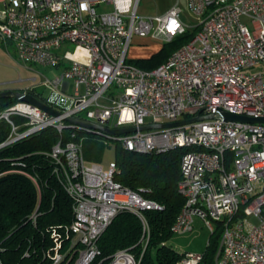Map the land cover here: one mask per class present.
I'll return each mask as SVG.
<instances>
[{"label": "built area", "instance_id": "2783aa9c", "mask_svg": "<svg viewBox=\"0 0 264 264\" xmlns=\"http://www.w3.org/2000/svg\"><path fill=\"white\" fill-rule=\"evenodd\" d=\"M141 1L0 0V43L24 64L62 70L42 83L53 92L69 97L66 93L74 91L71 108L50 105L58 116L25 101L9 106L0 121L11 125V133L0 146L54 127L61 135L66 128L92 132L138 154L186 148L178 186L185 205L173 232H191L196 218L211 233L221 223L216 264H264V124L220 116L223 110L264 117V0H186L192 26L179 0L165 13L148 17L138 15ZM191 29L197 35L154 70L128 58L134 37L165 45ZM198 114L216 117L139 129ZM69 117L137 131L111 136L70 124ZM75 137L61 139L50 153L56 178L73 200L74 216L61 234L53 232L55 245L46 256L53 264H70L77 248L72 264H92L98 240L124 211L141 221L146 248L147 213L163 207L118 183L114 161L106 167L86 163L84 140ZM63 239L71 240L66 252ZM123 254L135 264L126 251L118 252L112 264H126ZM202 260V253L186 252L178 264Z\"/></svg>", "mask_w": 264, "mask_h": 264}, {"label": "trees", "instance_id": "16d2710c", "mask_svg": "<svg viewBox=\"0 0 264 264\" xmlns=\"http://www.w3.org/2000/svg\"><path fill=\"white\" fill-rule=\"evenodd\" d=\"M197 30L187 31L150 58L131 60L143 70H154L171 55L188 44ZM22 91V90H21ZM44 103L51 102L37 90H28ZM15 98L0 99V115ZM17 123L23 120L14 118ZM11 133V125L0 121V145ZM84 140L85 156L98 161L104 151L100 139L92 132L66 128L62 135L54 127L46 128L12 145L0 148V264H53L46 253L55 245L52 234L73 221V200L54 173L55 164L50 156L53 147L61 140ZM186 148L162 153L138 154L116 144L114 162L115 180L124 187L141 193L163 208L150 211L147 218L150 240L145 248L141 242L143 226L131 212H121L98 240L99 254L92 264H112L116 254L126 251L137 264H178L185 253L168 245L173 238L174 224L180 215L185 199L178 191L182 179L181 160ZM223 227L221 223L210 236L200 264H216L221 249ZM63 252L71 240L63 239ZM77 248L72 264L78 257ZM72 252V253H73Z\"/></svg>", "mask_w": 264, "mask_h": 264}, {"label": "rangeland", "instance_id": "374dc122", "mask_svg": "<svg viewBox=\"0 0 264 264\" xmlns=\"http://www.w3.org/2000/svg\"><path fill=\"white\" fill-rule=\"evenodd\" d=\"M178 0H142L139 6L138 15L141 16H157L165 13ZM180 5L184 8V19L189 26H192L195 21L185 11L186 0H179ZM193 29H191L192 31ZM164 44L153 40L151 37H134L132 45L128 52V58L133 60L150 58L158 53ZM62 70L54 68H46L42 66H30L21 62L12 48L9 51L0 43V91L2 90H31L35 87L39 93L47 98L51 104L60 108L69 109L72 107L74 100L70 98L74 94L73 88L66 93L69 97H64L53 92L50 88L42 83L46 79H53L61 73ZM150 122L148 118L146 120ZM100 141L105 146L103 153L98 161L87 159L85 156L84 144L83 155L86 163H98L107 166L114 161L116 143L101 138ZM211 231L205 223L199 219H195L194 229L187 233H175L173 238L168 242V245L179 253H202L205 251L209 242ZM136 264V262H135Z\"/></svg>", "mask_w": 264, "mask_h": 264}, {"label": "water", "instance_id": "95a60500", "mask_svg": "<svg viewBox=\"0 0 264 264\" xmlns=\"http://www.w3.org/2000/svg\"><path fill=\"white\" fill-rule=\"evenodd\" d=\"M3 98H15L18 101H25L29 102L46 113L52 115V116H58L60 113L53 109L49 104L42 102L35 96H33L30 93L19 91V90H2L0 91V99ZM220 116L224 117L226 120L230 121H240V122H249V123H263L264 124V117L260 118H255V117H247V116H242V115H237L234 113L226 112V111H220ZM216 115H211V116H205L202 117L199 114L196 115L194 118L189 119V120H182L170 124H161V125H142L139 127L140 130H149V129H154V128H166V127H174V126H180V125H186L192 122L196 121H201L207 118H214ZM67 122L73 125H78L84 128H89L95 131H99L101 133L111 135V136H121L125 134H129L132 132L137 131V127H130V128H122V129H111L108 127L100 126L98 124L89 122L87 120H83L80 118H74V117H69L66 119ZM3 146H0L2 148Z\"/></svg>", "mask_w": 264, "mask_h": 264}, {"label": "bare ground", "instance_id": "6f19581e", "mask_svg": "<svg viewBox=\"0 0 264 264\" xmlns=\"http://www.w3.org/2000/svg\"><path fill=\"white\" fill-rule=\"evenodd\" d=\"M120 258L121 259H124V261L126 262V264H134V262H132L130 260V258L127 255H125V254L121 255Z\"/></svg>", "mask_w": 264, "mask_h": 264}, {"label": "crops", "instance_id": "0c3cea01", "mask_svg": "<svg viewBox=\"0 0 264 264\" xmlns=\"http://www.w3.org/2000/svg\"><path fill=\"white\" fill-rule=\"evenodd\" d=\"M153 40H156V41H159V40H157V39H154V38H152ZM160 42V41H159Z\"/></svg>", "mask_w": 264, "mask_h": 264}]
</instances>
